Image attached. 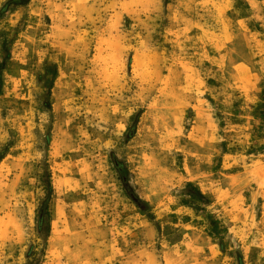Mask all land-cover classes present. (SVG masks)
<instances>
[{
  "label": "rangeland",
  "instance_id": "rangeland-1",
  "mask_svg": "<svg viewBox=\"0 0 264 264\" xmlns=\"http://www.w3.org/2000/svg\"><path fill=\"white\" fill-rule=\"evenodd\" d=\"M8 1L0 264H264V0Z\"/></svg>",
  "mask_w": 264,
  "mask_h": 264
},
{
  "label": "trees",
  "instance_id": "trees-1",
  "mask_svg": "<svg viewBox=\"0 0 264 264\" xmlns=\"http://www.w3.org/2000/svg\"><path fill=\"white\" fill-rule=\"evenodd\" d=\"M27 0H9L7 3H16V4H22L25 3ZM123 168L121 167L120 170H122ZM125 170V169H124ZM190 187H192L197 195L200 198H205L202 193L199 191V189L193 185L188 184ZM50 186L47 185V198L44 200L43 205L41 206V208L39 209L38 212V216H37V228L39 231H42L43 226L46 225L47 229H48V207H47V203L50 197ZM151 216V215H150Z\"/></svg>",
  "mask_w": 264,
  "mask_h": 264
}]
</instances>
